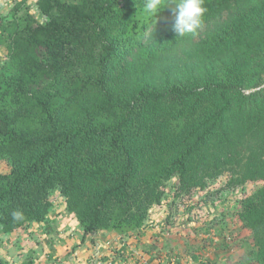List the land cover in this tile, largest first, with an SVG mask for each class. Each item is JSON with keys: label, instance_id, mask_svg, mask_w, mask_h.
I'll use <instances>...</instances> for the list:
<instances>
[{"label": "trees", "instance_id": "obj_1", "mask_svg": "<svg viewBox=\"0 0 264 264\" xmlns=\"http://www.w3.org/2000/svg\"><path fill=\"white\" fill-rule=\"evenodd\" d=\"M143 2L40 0L45 24L0 20L14 68L0 73V227L44 222L58 190L85 233L129 236L173 178L192 195L228 175L231 190L263 183L241 218L264 264V0H204L202 25L222 23L202 44L172 30L174 5L148 17ZM203 54L205 75L173 80Z\"/></svg>", "mask_w": 264, "mask_h": 264}, {"label": "rangeland", "instance_id": "obj_2", "mask_svg": "<svg viewBox=\"0 0 264 264\" xmlns=\"http://www.w3.org/2000/svg\"><path fill=\"white\" fill-rule=\"evenodd\" d=\"M39 1L0 0V20L5 19L9 27H24L27 18L45 24L48 19L39 9ZM220 23L222 18L203 24L194 34L196 43L202 44ZM4 36L8 34L3 32ZM9 42L0 49L4 76L14 73ZM155 42H148L147 52L157 48ZM143 57L129 63L140 64ZM187 64H193L194 70L183 71L181 67ZM164 75L165 71L158 76L162 79ZM200 75H205V54L201 59L191 56L172 71L173 80ZM10 170V164L0 158V174ZM228 180V175L221 176L209 181L204 190L184 195L178 190V179L173 178L167 183L162 204L151 209L143 227L129 236L85 233L67 210L65 197L55 190L50 197L53 208L44 222L10 234L0 227V264H260L252 232L241 213L246 198L263 183L231 190Z\"/></svg>", "mask_w": 264, "mask_h": 264}, {"label": "clouds", "instance_id": "obj_3", "mask_svg": "<svg viewBox=\"0 0 264 264\" xmlns=\"http://www.w3.org/2000/svg\"><path fill=\"white\" fill-rule=\"evenodd\" d=\"M168 5H174V23L172 30L178 37L186 34H195L202 26L204 14L207 8L204 0H144L142 11L145 16L157 17ZM14 221L23 220V213L19 210L11 213Z\"/></svg>", "mask_w": 264, "mask_h": 264}]
</instances>
